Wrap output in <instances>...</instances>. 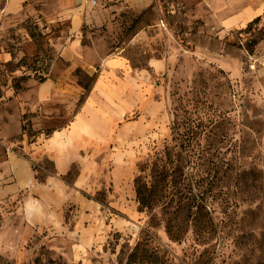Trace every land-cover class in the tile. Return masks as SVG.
<instances>
[{
  "label": "rangeland",
  "instance_id": "374dc122",
  "mask_svg": "<svg viewBox=\"0 0 264 264\" xmlns=\"http://www.w3.org/2000/svg\"><path fill=\"white\" fill-rule=\"evenodd\" d=\"M116 1L0 0V264H264V13Z\"/></svg>",
  "mask_w": 264,
  "mask_h": 264
},
{
  "label": "crops",
  "instance_id": "0c3cea01",
  "mask_svg": "<svg viewBox=\"0 0 264 264\" xmlns=\"http://www.w3.org/2000/svg\"><path fill=\"white\" fill-rule=\"evenodd\" d=\"M214 2L216 7L212 8L213 16L218 20V26L223 32L236 27H244L264 13V0H214ZM124 12L135 13V0H117L111 3L108 8L102 11L99 20L102 24L106 23L108 29H114L116 28V17ZM78 21L77 18L76 23ZM107 62L115 65L122 64L118 57L114 59L113 56ZM60 171L63 173L65 170L62 168ZM47 184L41 186L46 187Z\"/></svg>",
  "mask_w": 264,
  "mask_h": 264
},
{
  "label": "trees",
  "instance_id": "16d2710c",
  "mask_svg": "<svg viewBox=\"0 0 264 264\" xmlns=\"http://www.w3.org/2000/svg\"><path fill=\"white\" fill-rule=\"evenodd\" d=\"M259 21H260V17L256 18L254 21H252V22L250 23V26H251L252 24L258 23ZM17 86H19V85L17 84ZM85 89L87 90V88H85ZM23 130H26L25 127L23 128Z\"/></svg>",
  "mask_w": 264,
  "mask_h": 264
}]
</instances>
